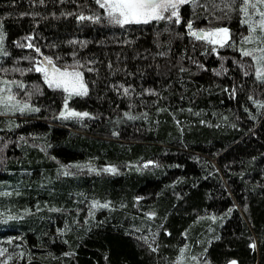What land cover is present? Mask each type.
Listing matches in <instances>:
<instances>
[{"label": "trees", "instance_id": "1", "mask_svg": "<svg viewBox=\"0 0 264 264\" xmlns=\"http://www.w3.org/2000/svg\"><path fill=\"white\" fill-rule=\"evenodd\" d=\"M91 2L0 0L11 53L5 65L33 52L13 41L35 30V42L49 54L69 53L73 45L67 41L74 37L87 39L80 53L97 58L100 69L99 77L85 73L96 80L89 95L69 101L94 117L58 118L61 96L46 85L43 95L34 97L39 112L11 118L18 127L9 129V117L0 115V246L13 256L8 264H173L185 243L187 257L207 247L211 264L233 258L239 264H264V109L248 99L250 94L264 99L261 86L242 77L231 59L224 61L229 73L212 72L220 57L204 56L199 48L193 52L187 35L162 31L157 37L163 21L127 31L78 22L75 14L87 11ZM191 10L185 5L183 12ZM67 12L73 15H61ZM197 23L207 21L201 16ZM215 23L229 24L238 38L235 16ZM178 29L186 31L183 24ZM162 51L166 54L158 55ZM234 54L220 49L221 56ZM193 56L208 69L198 70ZM109 60L122 70L110 74ZM24 78L39 81L40 74ZM242 80L247 86L235 97L224 90ZM115 81L133 84L135 91L121 96L109 87ZM149 88L157 91H144ZM77 161L98 168L111 164L118 171L63 175L60 164ZM94 199L110 201L111 207L93 206ZM149 211L157 215L149 217ZM141 235L159 250L152 251ZM213 236L220 239L208 244ZM251 239L257 241L255 249L249 247ZM69 251L73 255H63Z\"/></svg>", "mask_w": 264, "mask_h": 264}, {"label": "snow or ice", "instance_id": "2", "mask_svg": "<svg viewBox=\"0 0 264 264\" xmlns=\"http://www.w3.org/2000/svg\"><path fill=\"white\" fill-rule=\"evenodd\" d=\"M41 4L44 0H39ZM185 5H191V12L185 15L183 10ZM87 11H79L75 14V19L78 22L89 21L93 24L118 27L124 31L131 29L134 25H159L164 22L163 29H157L156 36L159 37L163 32L169 33L170 36L183 37L187 35L193 40V52L199 48L204 56L215 53L220 57L219 67L211 69L217 75L229 73L230 69L224 61L231 59L236 66L238 73H242V77L251 80L255 86H261V92L264 93V0H92L87 3ZM7 15H11L8 13ZM23 16L25 13L21 12ZM56 15V13H52ZM61 15L72 16V12L61 13ZM201 16L207 21L206 24H198L197 21ZM236 17L239 29L234 33L229 24L215 23V21L231 20ZM37 23H39L37 21ZM184 25L186 31H180L178 26ZM35 30L27 33L13 43L21 48L32 49L33 52L24 56L15 57V62L4 64V58L11 55L6 47L7 33L4 31V18L0 17V115L9 117L6 126L11 129L18 127L19 123L15 119L17 114L23 115L28 112H39L40 105L34 102V97L43 95V86L52 89L60 94L62 99V108L58 110L56 115L61 119L94 117L95 113L89 111H81L75 107H71L69 101L75 96H88L90 93V85L95 84V79L86 77V72L96 73L99 77L100 69L96 66L97 58L81 55L80 49L86 48L88 40H79L73 38L67 41L73 45V49L69 53H46L41 46L35 42ZM128 44L129 40L121 41ZM49 47H58L56 44H50ZM231 48L235 53L231 57L221 56L220 49ZM187 51V50H186ZM165 52H160L158 55H165ZM70 56L71 59H65ZM28 61L27 65L20 64V61ZM193 65L198 70H207L208 65L200 59L193 56L191 58ZM108 70L110 74H115L122 69H115L113 62L109 60ZM127 65L123 66L126 69ZM181 72L185 71L182 67ZM27 73H39V81L26 80L24 77ZM18 74V75H16ZM127 74V73H126ZM134 75V73H133ZM246 82L242 80L239 84L225 85L224 90L231 96L235 97L240 88L246 87ZM117 94L121 96H130L135 91L133 84H125L122 81H115L109 85ZM144 91L155 93L157 90L149 88ZM143 95V92L137 93ZM248 99L251 100L258 109H264V99H257L250 94ZM163 109H157L162 111ZM191 110V109H189ZM248 111H251L248 109ZM124 115L130 119H135L129 111H125ZM253 119L255 117L253 116ZM204 121H201L203 123ZM179 123V121H177ZM118 135L119 133H114ZM20 139H24L23 136ZM50 146V145H49ZM56 159V157H52ZM148 164L155 163L147 161ZM60 169L63 170V175H76L79 170L88 169L94 172L109 171L117 172L118 168L115 165H105L103 168H98L91 161L86 162H70L68 164H60ZM59 173V169H58ZM10 194V193H5ZM137 201L142 197L137 196ZM93 206L111 207L110 201H104L102 204L98 200H92ZM59 211V209H56ZM231 213V209H228ZM89 215H94L89 212ZM149 217H155L157 214L154 211L147 213ZM217 217L213 215L212 219ZM67 227V226H66ZM63 233L65 229H57ZM165 232L170 234L168 229ZM187 236V232L183 233ZM12 240V237H8ZM141 240L149 243V237L140 236ZM154 240V237L151 238ZM220 239L219 236H213L207 241L211 244L212 240ZM257 241L251 239L249 247L255 249ZM149 248L152 251H158L159 245L149 243ZM188 244H183L178 248V255L173 261V264H211L207 256V247H204L200 255L191 256V261L187 259ZM8 249L0 246V264H8V261L13 259L12 254H8ZM63 255H73L72 251L63 253ZM23 252L20 253V258L23 259ZM107 258V257H106ZM226 264H239L238 260L229 259Z\"/></svg>", "mask_w": 264, "mask_h": 264}, {"label": "rangeland", "instance_id": "3", "mask_svg": "<svg viewBox=\"0 0 264 264\" xmlns=\"http://www.w3.org/2000/svg\"><path fill=\"white\" fill-rule=\"evenodd\" d=\"M189 261H191V257H187ZM191 264H195V262H191Z\"/></svg>", "mask_w": 264, "mask_h": 264}]
</instances>
